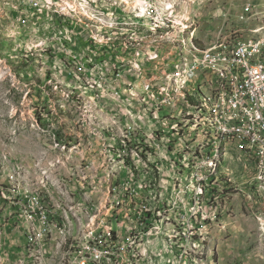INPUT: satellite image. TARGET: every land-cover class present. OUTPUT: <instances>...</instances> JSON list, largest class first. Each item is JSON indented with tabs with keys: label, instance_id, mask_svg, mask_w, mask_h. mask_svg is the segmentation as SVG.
Listing matches in <instances>:
<instances>
[{
	"label": "built area",
	"instance_id": "obj_1",
	"mask_svg": "<svg viewBox=\"0 0 264 264\" xmlns=\"http://www.w3.org/2000/svg\"><path fill=\"white\" fill-rule=\"evenodd\" d=\"M3 9H7L14 20V27L21 34L20 28L31 29L39 15L47 14L56 19L68 20L75 23L74 14H71V4L64 0H0ZM85 10L99 19V14H108L106 24H117L121 21L131 20L122 14H116V10L105 2L97 0H83ZM137 1V0H133ZM172 0H153V7H144L137 4L142 10H148V14H154V21H146L149 24H159L165 14L182 13L180 8L171 9ZM239 11L230 12L234 22L239 17H249L254 26L264 25V15L255 10L254 5L247 1L239 8ZM223 19L225 24L226 20ZM189 18V17H188ZM190 19V18H189ZM191 22H195L190 19ZM1 26V22H0ZM26 30V31H27ZM1 36V34H0ZM160 40L149 38H114L111 36L108 54L111 62L123 63L134 61V68L124 70L121 74H113V83L108 87L111 93L109 115L120 127L123 140H116L108 132L103 133L90 128L95 133V166L101 172V183L105 184L106 199H99L95 189H90L92 180L89 170L86 169V151L76 145V136L66 133L67 137L75 138V159L72 162H64L63 170H53L66 178L72 189L74 209L70 211V217L75 224V235L68 250V257L64 264H175L178 252H185V260L188 254H193L195 221L206 216V204L199 203L200 196L211 186H224L221 180H216L203 185L197 197L193 198L191 207L183 201L182 214H186L185 223H177L178 214H173L174 199L183 198V190L188 180H182V172L187 167V160H194L197 166V174L204 173V166L211 149L201 158H184L179 156V149L195 148L196 140L210 137L207 131V122H217L220 133H226V128H234L235 136H230L229 142L238 144L256 143L264 149V129L259 128V121L264 120V44L261 49H251L250 45L238 46V50H229L223 56L216 55H192L185 53V58H180V66H185V77H178V69H171V57H162ZM216 40V39H213ZM233 40V37H232ZM153 46H160L158 60H149V50ZM144 52V60H136V53ZM1 57V56H0ZM5 62L6 60L1 57ZM119 59V60H118ZM210 60H229L235 65H240L248 79V88L243 92H236V83L231 74L222 70L207 69ZM131 80L120 84V79ZM158 78L168 79V84H173V92L165 95L157 94ZM203 78L207 91L211 94L216 87H223V97H229V109H224L223 116H216V100H212V107L192 105V117H184L181 105L171 104L173 94L185 95L189 101L193 98V81ZM181 83H188V90H181ZM166 111L164 116L160 113ZM93 118L87 124L94 123ZM96 131V132H95ZM82 134V133H80ZM50 148L55 149L50 145ZM67 150V147L65 151ZM63 160L64 152H57ZM249 154V153H245ZM122 156V165L119 174H110L107 169V159ZM233 158V157H232ZM163 161L169 173L168 187H171L173 175H181L180 194L174 199H168L169 206L159 207L164 202L162 193H154L156 188L154 180L147 175L150 170H163ZM254 156L250 154V162L244 165L253 169ZM30 165L16 163L19 176L23 178V185L14 184L12 169L7 177V182L0 183V208L9 207L17 209L15 212L24 222L23 245L20 253H24L25 264H30L29 257V225L39 222V228L43 231V239L46 249L50 253L48 245L47 222L56 221L58 232L59 221L56 219V211L46 205L42 194V188L29 190V183H34L28 178ZM4 169L0 163V169ZM223 170L228 172L229 170ZM3 174V172H1ZM148 178V179H147ZM248 178V177H247ZM247 182H250L247 179ZM209 195V194H207ZM14 196H21V204H14ZM94 202H101V216L95 225H87L89 208ZM195 202V206H193ZM185 209V210H184ZM163 213H172V241L164 242ZM85 228H94V235L87 239L85 244H77V236ZM184 232L192 233V250L183 251ZM208 259L195 260L194 264H206ZM0 264L3 257L0 253Z\"/></svg>",
	"mask_w": 264,
	"mask_h": 264
},
{
	"label": "rangeland",
	"instance_id": "obj_2",
	"mask_svg": "<svg viewBox=\"0 0 264 264\" xmlns=\"http://www.w3.org/2000/svg\"><path fill=\"white\" fill-rule=\"evenodd\" d=\"M64 1L71 4V14H74L79 26L76 27L69 19L61 21L43 14L34 19L32 32L20 28L19 36L11 14L3 9L0 1V56L6 60L0 57V150L21 164L43 163L47 166L58 162L63 170L64 162L75 159V138L64 139L68 133L76 136L78 147L87 150L85 164L97 169L95 151H89L95 146L91 141L95 140V133L91 129L108 132L116 140L122 134L108 112L111 103L108 87L113 83L112 70L120 74L127 68H134V61H123L113 66L116 58L111 62L108 54L111 42L107 39H111V36L151 40L167 37L161 38V47H164L162 57L177 58L178 47L175 45L171 49L168 44L172 26L158 29L146 22L151 21L148 10L129 9L134 7L136 1L97 0L111 5L116 14L129 18L130 15L134 16L131 20L144 18V21H121L106 25L102 22H108V14H99L97 19L85 10L83 0ZM150 1L152 6L149 7H153V0ZM247 1L254 5L255 10L262 12L261 17L264 15V0H172L171 9L180 8V12L185 11L187 17L182 13L169 14V17L179 23L186 22V36L191 39L189 44L199 52L233 31L243 37H256L264 33V25L254 26L249 17H245L246 22L234 20L229 23L232 17L224 16L239 11ZM188 17L195 22H191ZM225 17L229 19L224 24ZM181 26L177 29H181ZM185 45L188 46L187 41ZM155 53H158L157 58ZM149 57V60H158L160 46H153L149 50ZM143 58L144 52L136 53L135 61ZM125 78L124 75L120 79V84L131 81ZM165 114L166 111L160 113L161 116ZM92 118L96 121L86 125ZM113 121L115 131L111 128ZM57 152H66L63 160ZM230 153L223 164L229 171L223 170L222 166L220 173L211 181L221 180L224 186H211L200 196L199 203L206 204V216L195 221L194 227L198 229L194 232L193 254L187 257L191 264L201 259H208L206 264H264V170L261 172L259 166L261 158L254 157L251 169L244 166L250 162V155L242 151ZM179 156L189 158L185 154ZM113 158L119 162L122 156ZM112 162L114 164V161L107 160V165ZM149 172L147 176L155 181L156 186L151 189L154 193L160 191L165 199L159 203V207L169 206L168 199L180 194L181 175H178L180 178L173 175L171 187L167 188L166 175L169 171L165 161L160 174L156 170ZM89 175L100 183L99 170ZM203 176L204 173H200L191 179L186 169L182 172V180H188V184L184 187L183 198L174 199L173 214H178L177 223L186 222V214H182L183 201L188 202L186 205L189 209V202L203 191V185L206 184L197 181ZM98 185L96 194L105 197V188L102 184ZM192 204L195 206V202ZM171 220L172 213H163V230L172 227ZM184 234L186 237L190 234L192 238L191 232Z\"/></svg>",
	"mask_w": 264,
	"mask_h": 264
},
{
	"label": "bare ground",
	"instance_id": "obj_3",
	"mask_svg": "<svg viewBox=\"0 0 264 264\" xmlns=\"http://www.w3.org/2000/svg\"><path fill=\"white\" fill-rule=\"evenodd\" d=\"M137 4H143L144 7H149L150 5L152 6L150 0H137L134 7L129 9L142 11V8L138 7ZM148 15L151 17V21H154V14ZM236 21L241 23L246 22L247 19L245 17H239L236 19ZM180 22L181 23L176 20H171L169 14H165L163 20H159V24H152L158 29H163L168 25L173 27L172 35L169 38L168 44L170 47H172L171 49L175 48L176 45L179 50L178 51L176 49L179 59L177 61H172L171 64V69H178V77H185V66H180V58H185V53L192 55L223 56L225 51L238 50V46L250 45L251 49L263 48L264 33L256 37H243L240 35L238 36L236 31H233L228 34L225 33L226 35H223V37L217 42L213 43L204 50L197 52L198 50L189 44L191 43V39L186 36V22ZM179 26H181V29L178 30L177 28ZM186 41L188 42V46L185 45ZM154 56L157 58L158 53H155ZM207 69L222 70L226 74H231L233 81L236 83V92H243V88H248V79L245 76L244 70L240 65H235L234 62L229 60H210L207 62ZM1 78L2 76H0V79ZM158 81H160L158 84L159 86H157L158 95H165V91L173 92V84H168V79L158 78ZM181 90H188V83H181ZM212 100H216V116H223L224 109H229V97H223V87H216V91H213V93L210 94L205 88L204 79L196 78V80L193 81L192 101H189L185 95L173 94V97H171V104L181 105L183 116L192 117V105L200 106L201 103L204 104L205 107H212ZM114 124L115 123L113 121V125L111 126L112 131H115ZM259 128L264 129V120L259 121ZM207 131L211 133L210 137H205L203 140H196L195 148L184 150L179 149V154H185L189 158H201V155H206V151L211 149V155L204 166V176L198 178L197 181L205 183L211 182L213 177L220 173V170L225 163V159L228 158H226V156L231 154V151H242L243 153H249L248 155L251 154L254 157H260L261 160L258 162L261 172L264 170V149L262 148V145L256 143H246L244 145L235 142H229L230 136H235V129L226 128V133L221 134L217 122H207ZM119 140H123V133L120 135ZM65 153L66 152H64V154ZM107 160L110 162L114 161V164L112 162L111 164L107 165L109 173L119 174L120 167L122 165V158L119 159V162H116V159L114 158H108ZM32 167L28 169V178L34 183H29V190H37V187L42 188V194L46 200V205L51 206L52 210L56 211V219L59 221L60 230L58 232L56 221L47 222L48 245L50 247L49 253V251L46 249V242L43 239V231L41 228H39V222L30 223V264H64L68 257L69 247L71 246L75 235V224L70 217V211L74 209L72 189L70 185H68L63 174L58 172L57 174L54 173L55 171L53 170H61V166L58 162L54 164L51 163L47 166H45L43 163L34 164ZM15 169L14 184L23 185V178L19 176V169ZM86 169L89 170V173L94 172V169L90 164L86 165ZM186 172L189 173L191 179H194L196 176H198L197 166L194 160L187 161ZM89 176L92 180V182H90V188L92 187L96 190L99 186L98 184H102L103 188H105L104 183H101V181L99 183L92 175ZM177 177L180 178L178 175ZM103 196L98 197L99 199H106V196ZM14 204H21V196H14ZM99 216H101V202H94L93 207L89 208L88 210L87 225H95ZM165 219L168 220V216H166ZM93 235L94 228H85L82 232H80V235L77 236V244L87 243V239H90ZM163 236L164 242H171L172 227L164 228ZM191 241V235L189 234L188 237H186V234H184L183 251L191 250ZM188 256L189 254L186 256L185 260V252H178V261L175 264H191L190 261L187 260ZM191 259L192 258H190V260ZM16 264H25L24 253L16 261Z\"/></svg>",
	"mask_w": 264,
	"mask_h": 264
},
{
	"label": "crops",
	"instance_id": "obj_4",
	"mask_svg": "<svg viewBox=\"0 0 264 264\" xmlns=\"http://www.w3.org/2000/svg\"><path fill=\"white\" fill-rule=\"evenodd\" d=\"M131 17L134 16L130 15V18ZM114 38H118V37H114ZM178 59L179 56L177 58L171 57V61L173 60L177 61ZM124 62H129V61H124ZM115 65H117V63L113 64V66ZM127 70L129 69L127 68ZM112 71H114L115 74V70ZM122 72L124 71H121L120 74ZM159 83L160 81H158V84ZM89 151H95V146L94 148L91 147ZM0 163H2L4 166V169L2 168L0 169V183H5L8 181L7 177L10 174L11 169H12V177H14V181H15L14 169L16 168V163H18L17 159L14 160L13 157H11L10 155L7 156V154L3 150H0ZM33 165L30 166L32 167ZM92 168L94 169L93 166ZM1 172H3V174H1ZM16 210L17 209H11L9 207H4V209L0 208V253L3 257V264H16V261L23 254L20 253V250L24 241L23 233L25 227L23 220L17 217V214L15 212Z\"/></svg>",
	"mask_w": 264,
	"mask_h": 264
}]
</instances>
